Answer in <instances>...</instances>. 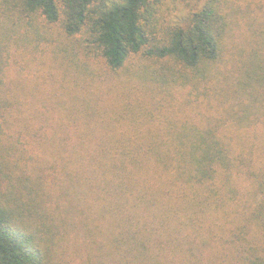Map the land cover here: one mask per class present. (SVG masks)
Listing matches in <instances>:
<instances>
[{"label":"trees","instance_id":"obj_1","mask_svg":"<svg viewBox=\"0 0 264 264\" xmlns=\"http://www.w3.org/2000/svg\"><path fill=\"white\" fill-rule=\"evenodd\" d=\"M169 1L0 0V264H264V0Z\"/></svg>","mask_w":264,"mask_h":264},{"label":"rangeland","instance_id":"obj_2","mask_svg":"<svg viewBox=\"0 0 264 264\" xmlns=\"http://www.w3.org/2000/svg\"><path fill=\"white\" fill-rule=\"evenodd\" d=\"M191 1V3H201L200 0H188ZM169 6H170V10H169V16L173 17L176 16L177 14H180V12L184 13L186 11L189 10L187 5V1L183 0L181 2L177 1V4L175 6L174 1H169ZM158 63H156L157 65ZM98 66V65H97ZM136 80V78H134V81ZM118 91H114V95L117 94ZM125 107V106H123Z\"/></svg>","mask_w":264,"mask_h":264}]
</instances>
